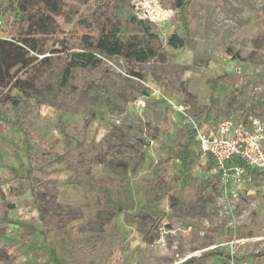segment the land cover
<instances>
[{"label": "rangeland", "instance_id": "obj_1", "mask_svg": "<svg viewBox=\"0 0 264 264\" xmlns=\"http://www.w3.org/2000/svg\"><path fill=\"white\" fill-rule=\"evenodd\" d=\"M118 1L122 37L156 56L47 53L26 92L20 68L0 79V264H264V175L223 189L186 122L264 127V0Z\"/></svg>", "mask_w": 264, "mask_h": 264}, {"label": "trees", "instance_id": "obj_2", "mask_svg": "<svg viewBox=\"0 0 264 264\" xmlns=\"http://www.w3.org/2000/svg\"><path fill=\"white\" fill-rule=\"evenodd\" d=\"M118 2V0H1L0 14L8 27L11 40L0 38V79H4L11 69L18 67L22 72L13 80L11 89L26 92L36 83L34 77L37 72L49 65L47 53L53 55L59 53L63 62L69 61L73 55L81 56L87 60V67L97 65L96 53L123 56L130 61L133 68L138 63L156 56L157 50L154 47L137 45V35L132 34L127 39L122 37L121 25L116 16ZM183 4L184 0H177L176 7L180 8ZM62 17L65 18L66 29L61 27ZM168 43L174 47L181 46L182 39L174 32ZM56 45L58 47H55ZM30 52L33 55H29ZM132 72L139 75L134 69ZM2 101L5 106L21 104L17 95L6 92L2 95ZM3 122L0 117V125ZM16 123L20 131L26 130L23 120L18 119ZM167 124L169 127L172 126L171 114L167 115ZM189 132L192 136V132ZM94 163L96 158L92 157L76 161L68 165V168L78 172ZM204 255L229 258L228 254L218 250ZM197 259V256L189 257L186 264Z\"/></svg>", "mask_w": 264, "mask_h": 264}, {"label": "built area", "instance_id": "obj_3", "mask_svg": "<svg viewBox=\"0 0 264 264\" xmlns=\"http://www.w3.org/2000/svg\"><path fill=\"white\" fill-rule=\"evenodd\" d=\"M4 29L0 14V38L6 39ZM171 106L186 115L183 104L171 101ZM186 122L203 164L223 189H240L251 178L264 175V127L260 121L226 118L209 123L187 115Z\"/></svg>", "mask_w": 264, "mask_h": 264}]
</instances>
